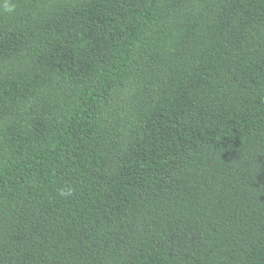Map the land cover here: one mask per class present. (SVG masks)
<instances>
[{
	"label": "trees",
	"instance_id": "1",
	"mask_svg": "<svg viewBox=\"0 0 264 264\" xmlns=\"http://www.w3.org/2000/svg\"><path fill=\"white\" fill-rule=\"evenodd\" d=\"M9 2L0 264H264V0Z\"/></svg>",
	"mask_w": 264,
	"mask_h": 264
},
{
	"label": "clouds",
	"instance_id": "2",
	"mask_svg": "<svg viewBox=\"0 0 264 264\" xmlns=\"http://www.w3.org/2000/svg\"><path fill=\"white\" fill-rule=\"evenodd\" d=\"M3 9L8 13H14L16 6L13 3H10L9 0H3ZM58 195L61 197H69L73 195V189L71 186H64L58 189Z\"/></svg>",
	"mask_w": 264,
	"mask_h": 264
}]
</instances>
